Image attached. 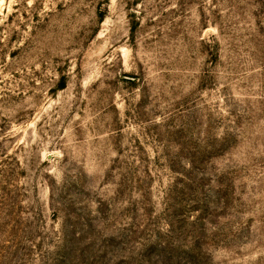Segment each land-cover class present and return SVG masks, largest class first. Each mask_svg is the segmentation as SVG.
I'll use <instances>...</instances> for the list:
<instances>
[{
  "label": "rangeland",
  "instance_id": "obj_1",
  "mask_svg": "<svg viewBox=\"0 0 264 264\" xmlns=\"http://www.w3.org/2000/svg\"><path fill=\"white\" fill-rule=\"evenodd\" d=\"M0 264H264V0H0Z\"/></svg>",
  "mask_w": 264,
  "mask_h": 264
}]
</instances>
